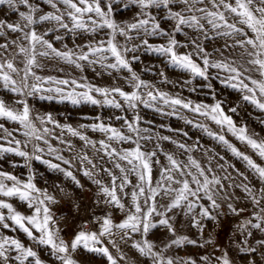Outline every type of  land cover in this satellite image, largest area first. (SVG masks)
<instances>
[{"label":"snow or ice","instance_id":"6c2138e0","mask_svg":"<svg viewBox=\"0 0 264 264\" xmlns=\"http://www.w3.org/2000/svg\"><path fill=\"white\" fill-rule=\"evenodd\" d=\"M43 2L52 11L42 9L38 0H0V6H6L8 11L18 17L14 21L0 18V38L3 39V42H0V87L15 97L11 103L0 99V120L18 124L20 128L15 131L23 129L22 135L25 137L24 141L16 139L13 131L0 123V140L5 141L7 145L0 144V159L9 153L22 157L30 172L28 178L22 180L16 175L0 170V228L22 231L36 245L47 246L60 264H79L73 253L80 248L102 254L109 264H118L117 258L104 244L105 239L120 253L119 260L127 259L121 251L120 243L124 245L130 243V247L150 261V264H199L198 260L191 256L167 255L169 249H180L186 245L199 248L214 245L211 236L204 238L201 243L189 235L179 234L178 216L186 218L188 227L195 228L196 234L203 237L208 228L207 222H218L219 218L226 214L222 210L225 206L234 216H240L247 211L246 207L238 208L231 202L241 200V197L235 196V191L227 192V188L239 189L244 194L243 199L250 202L253 210L249 218L236 226L239 239L234 241L235 253H231L227 248L221 250L216 245L213 253L201 256L200 261L203 264H213V261L215 264H264V165L240 151L225 136H217L209 131V136L218 139L235 157L245 162L246 168L254 175L259 187L249 180L248 175L239 170L236 171L242 177V181L230 182L226 186L224 181H232L233 178L223 165L219 167L225 175L220 177L213 172L211 166L206 169L192 156H188L185 163L178 161L169 153H164L168 164L160 167L159 178L154 181L153 166L160 164L157 150L162 149L159 143L153 150H147L145 145L141 144V140L150 141L153 137L141 135L142 132L149 130L140 128L141 117L136 109L139 105L152 107L153 102L159 100L172 109L164 113L162 108H156V111L163 115H178L179 108L210 117L217 125L227 126V130L237 140L250 147L262 161L264 140L250 136L246 126H237L231 116L224 112L221 102L211 106L202 103L193 105L192 101L184 100L178 95L170 96L141 79L132 67V62L139 60L136 53L143 48L146 52L167 57L168 63L190 73L192 77L208 80L210 69L222 70L226 73L222 83L240 91L244 101L264 111V0H43ZM119 6L136 9L132 21H117L115 13ZM162 22H170L171 27H163ZM42 25L51 26L44 31L38 30ZM206 25L210 28H206ZM184 28L192 29L198 35L182 43L176 38V34L183 33L187 37ZM60 30L71 34L74 43L76 38L84 34L93 38L83 45L76 44L74 49L68 48L67 44L63 45V49H58L46 37L49 33H59ZM209 31L213 35H209ZM98 36L100 38H95ZM118 37H123L124 42L121 43ZM153 37H162L165 42L154 45L150 43V38ZM217 38H224L225 41L222 47L215 49L221 59H213L212 53H209L203 44L205 40ZM55 40H63V36L56 35ZM179 48L191 50L180 53ZM236 49L240 50L238 58L226 55ZM39 58L58 59L81 71L84 63L93 66V71H96L95 66H99L108 75H112L113 71L117 73L126 71L128 75L124 79L132 90L125 91L119 86L98 87L75 78L39 75L37 70L43 71L45 68ZM251 73L258 74L259 78H254ZM159 75L164 82H168L163 71H160ZM86 79L82 77V80ZM142 89L144 91H141ZM36 96L41 100L69 101L74 105L88 103L101 107L108 105L116 109H123L126 105L133 111L132 119L121 116L115 119L123 120V127H126L128 133L134 134L135 138L133 135H126L121 128L106 124L100 117L96 118L98 123L80 125L81 129L90 127L92 131L104 134L106 139L98 142L90 140L71 125H60L53 119L51 113L37 114L33 117V109L28 99ZM97 96L102 99H98ZM116 96L120 97L123 103L118 101ZM229 111L235 113L237 109L233 107ZM36 121L43 126L42 129L37 127ZM185 122L192 123L187 119ZM48 124L62 130L66 129L73 137H78L86 146L90 145L94 149L99 143L100 148L96 149L97 152H103V156L107 157L120 173L118 176L112 169L104 167L102 170L110 178L109 184L106 185L94 178L92 169H96L97 165L86 153L78 159L81 165L85 162L91 165V169L83 168L82 173L92 179L98 188L96 203L112 206L124 213V218L119 223H114L109 214L98 218L97 222L100 225L98 231H78L70 242L61 237V229L50 207L58 201L47 189L37 186L35 177L31 174L30 161L33 159L41 161L50 169L63 173L77 186H81L80 181L71 170L43 159L40 153L45 149L39 144L33 143L31 153L25 150L29 143L43 140L48 146L49 155H55L56 160L62 161L69 168L72 166V162L58 154V150L45 138L52 131L46 126ZM156 139L169 141L170 137L157 134ZM60 142L65 143L62 139ZM112 142L117 144L130 142L135 146L118 149L112 146ZM171 143L180 149L191 151L185 144L174 140H171ZM220 159L223 160V157ZM229 167L234 168L233 165ZM130 175L136 178L134 185L129 178ZM129 185H132L130 193L126 191ZM56 187L60 192H64L59 185ZM129 195L130 203L126 205L123 198ZM10 199H18L25 203L31 213L23 214L18 211L8 202ZM153 230L161 231L167 237L161 241L160 246L148 238ZM256 233L260 234L259 237ZM137 235L140 239H135ZM117 238L120 243L117 242ZM216 252H219V255H215ZM0 264L44 262L33 247L27 246L20 239L0 233Z\"/></svg>","mask_w":264,"mask_h":264},{"label":"rangeland","instance_id":"374dc122","mask_svg":"<svg viewBox=\"0 0 264 264\" xmlns=\"http://www.w3.org/2000/svg\"><path fill=\"white\" fill-rule=\"evenodd\" d=\"M38 3L45 11H52V9L46 5L43 0H38ZM135 12L136 9L134 7L125 9L122 6H119L117 7L115 17L118 22L132 21ZM0 18H8L14 21L18 17L15 13L8 11L6 6H0ZM50 26L51 25H42L39 26L38 30L44 31ZM162 26L170 28L171 24L170 22H162ZM206 28H210V26L206 25ZM184 32L188 34L187 37L183 33L176 34V38L182 43H186L189 38L198 35L193 32L192 29L188 28H184ZM56 35H62L63 40H55ZM102 35L103 34H101V36ZM209 35H213V33L209 31ZM46 38L51 40L54 47L58 49H63L64 44H67L68 48L74 49L76 44L83 45L93 37H89L87 34H84L76 38L74 43L71 34H66L64 30H60L59 33H49ZM95 38L98 39L100 37L98 36ZM118 40L121 43L124 42L123 37H118ZM0 42H3L2 38H0ZM138 42L139 41H134V43ZM164 42V38L162 37L150 38V43L154 45ZM224 42V38H217L215 40H205L203 41V44L206 50L209 53H212L213 59H221L219 54L215 52V49L222 47ZM190 50V48L178 49L180 53ZM239 52L240 50L236 49L230 54L226 53V55H231L232 58H238ZM131 55L132 54L130 53L129 56ZM136 55L139 56V60L132 62L133 70L141 77V79L153 85L155 89H158L160 92L168 93L170 96L175 97L178 95L184 100H190L193 102V105L202 103L211 106L217 102H221L224 112L231 116L237 126H246L250 136H253L257 140H264V111H260L251 103L244 101L242 99L243 94L240 91L222 83L221 81L226 75V73L222 70L210 69V78L208 80H203L200 77H192L190 73L168 63L167 57L161 56L157 53L146 52L142 48L136 53ZM39 59L40 62L45 65L43 71L39 69L37 70L39 75H51L58 78H75L78 81L91 83L98 87L110 88L113 86H119L125 91L132 90L127 81L124 79V77L128 75L126 71H121L119 73L113 71L112 75H108L99 66H95L96 71H93V66H89L84 63L83 71H81L73 65L65 64L58 59ZM197 62H199V60H197ZM58 69H63V71H59ZM160 71L164 72L168 82L163 81V78L159 75ZM97 73L100 74L98 75ZM251 75L254 78H259L256 73H251ZM82 77H86L87 79L82 80ZM186 81H190V83H186ZM208 85H211V87ZM141 91L144 90L142 89ZM97 98L102 99V97L99 96H97ZM115 98L123 103L120 97L116 96ZM0 99H5L7 102L11 103L15 97L12 93L0 87ZM28 102L30 107L33 109V117L37 114L44 115L46 113H51L53 119L58 121L60 125H71L74 129H78L90 140L95 142L106 139L105 135L98 131H92L90 127L81 129L80 125H92L94 123H98L99 121H97V117H100V119L106 124H111L114 127L121 128L126 135L134 136V134L127 132L126 127H123V120L115 119L117 116L127 117L129 120L132 119L133 111L129 110L126 105L123 109H116L108 105L101 107L88 103L74 105L69 101L58 102L57 99L41 100L38 96L29 98ZM158 107L162 108L164 113L172 111L171 108L165 106L162 101L159 100L153 102L152 107L139 105L136 109V112L141 117L139 125L140 128L149 130L148 132H142L141 135H151L153 137L150 141L141 140V144L145 145L147 150H153L155 149V145L159 143L160 148L162 149V151L157 150V158L160 160V164L153 166L154 181L159 178L160 167L168 164L164 153H169L172 154L178 161H183L185 163L187 162L188 156H192L206 169L211 166L213 172L220 177L225 175V172L219 167V165H223V167L227 169L228 174H230L233 178L232 181H224L226 186L230 182L240 183L242 181V177H240L236 171L239 170V172L248 175L249 180L259 187L258 181L255 179L254 175L246 168L245 162L242 159L235 157L218 139L208 135V132L210 131L215 133L217 136H225V138L240 151L251 156L257 163L264 165V161L260 160L250 147L237 140L236 137L227 130V126L221 127L213 122L210 117L202 116L186 109L178 108V115H163L161 112L156 111V108ZM233 107L237 109L235 113L229 111V109ZM181 116L184 118H180ZM185 119L191 120L192 123H186ZM0 123H3L6 128L13 131V135L16 139H20L21 141L25 140V137L22 135L23 129L15 131L20 128L18 124L5 120H0ZM36 125L41 129L43 127L40 125L39 121H36ZM199 125H203V127H200ZM46 126L52 131L45 138L49 141V144H51L52 147L58 150V154L63 155L66 159H69L72 162V166L69 168V166L64 165L62 161L56 160L55 155H49L47 151L48 146L44 144L43 140L29 143L25 150L31 153L33 150V143L39 144L40 147L45 149L43 153H40L43 159L50 160L53 163H58L61 167L71 170L80 181L81 185L77 186L75 182H73L70 178L65 177L63 173L50 169L41 161L35 159L30 161L31 174L34 175L37 186L42 189H47L49 194L55 196L58 201V203L52 204L50 207L52 208L54 218L61 229V237L65 241L70 242L78 231H98L100 227L97 222L98 218H102L109 214L111 215L114 223H119L124 218V213L112 206L105 205L103 203H96L98 199V188L92 182V179L84 176L82 173L83 168L91 169V165H88L86 162L81 165L78 159L79 156L86 153L97 165L96 169H92L94 172V178L101 180L106 185L109 184L110 178L102 169L104 167L110 168L118 176L120 173L113 167V164L109 162V159L103 156V152H97L96 149L100 148L99 143L96 144V148L94 149L90 145L86 146L84 141H81L78 137H73L66 129L62 130L61 128H56L51 124ZM205 129H207V131H205ZM185 133L187 135H185ZM157 134L160 136H168L170 137V140L158 141L156 139ZM57 137L59 139H57ZM60 139L64 140L65 143H61ZM171 140H174L177 143L185 144L187 148L191 149V151H185L184 149L178 148L176 144L171 143ZM69 143L71 144V147H69ZM0 144L6 145V142L0 140ZM112 146L119 149L130 148L135 145L130 142L120 144L112 142ZM220 157H223V160H221ZM229 165H233L234 168L229 167ZM0 170L16 175L22 180H26L30 174L29 167L25 166L24 158L10 153L5 154V156L0 159ZM129 178L132 180L134 185L136 183L135 176L130 175ZM56 185L63 188L64 192H60ZM131 189L132 185H129L126 191L130 193ZM233 191H235V196L241 197V200H232L231 202H233L238 208L246 207L247 211L242 213L240 216H234L227 211L225 206L222 210L226 214L222 215L218 222H207L208 228L205 230L203 237L196 234L195 228L188 227L186 218L178 216L177 231L179 234L189 235L190 238L197 239L201 243L204 238L211 236L214 241V245H208L204 248L186 245L180 249H169L167 255L179 257L191 256L193 259H197L199 264H203V262L200 261V257L213 253L214 246L216 245H218L221 250L227 248L234 254V241L239 239V234L236 233V226L244 219L249 218L253 209L250 202L243 199L244 194L239 189L233 190L231 188H227L228 193H232ZM123 199L126 205L130 203V195L124 197ZM8 202L12 203L13 206L23 214L31 213V210L27 208L26 204L20 202L18 199H10ZM4 211L6 213V210ZM0 233L20 239L27 246L33 247L34 250L38 252V255L44 264H60V261L51 254V251L47 246L36 245L33 241L29 240L22 231L18 229L16 231H10L8 229L0 228ZM256 235L259 237L260 234L256 233ZM148 238L155 242L158 246H160L162 240L167 239L163 232L157 230H153V232L149 234ZM135 239H140V237L137 235L135 236ZM117 242L120 243L118 238ZM104 244L109 247L112 255L117 258L118 264H150V261L146 260L145 257L140 256L135 249L130 247V243L129 245L120 243L121 251L127 257L126 260H119L120 253L108 244L107 239H105ZM215 255H219V252H216ZM73 256L79 264H109L107 258L102 254L89 252L83 248L78 249L77 252L73 253ZM213 264H215L214 261Z\"/></svg>","mask_w":264,"mask_h":264}]
</instances>
